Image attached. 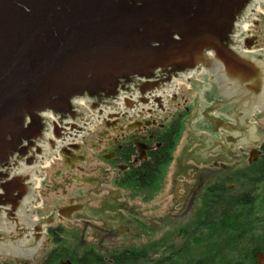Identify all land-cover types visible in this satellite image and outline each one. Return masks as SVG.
<instances>
[{
  "label": "water",
  "instance_id": "water-1",
  "mask_svg": "<svg viewBox=\"0 0 264 264\" xmlns=\"http://www.w3.org/2000/svg\"><path fill=\"white\" fill-rule=\"evenodd\" d=\"M251 6L264 20V0H0V229L22 223L49 153L177 81L217 92L205 116L242 135L245 97L264 92V55L241 48Z\"/></svg>",
  "mask_w": 264,
  "mask_h": 264
},
{
  "label": "flooded vegetation",
  "instance_id": "flooded-vegetation-1",
  "mask_svg": "<svg viewBox=\"0 0 264 264\" xmlns=\"http://www.w3.org/2000/svg\"><path fill=\"white\" fill-rule=\"evenodd\" d=\"M261 21V30L259 33L253 31L252 36L257 37L255 46L260 45L264 54V20ZM253 29L257 30L258 24ZM203 86L202 82L198 86L192 82V92L180 87L175 93L162 97L159 107H144L135 113L121 111L116 117H103L78 139L60 145L41 168L20 226L13 233L0 229V264H42L52 255L64 256L60 264H73V257L76 260L86 257V262L101 257L111 264L110 256L120 249L98 250L83 242L115 241L129 232L124 222V209L130 206H125L122 198L140 197L142 202L149 201V194L166 181V167L173 151L166 138L171 127L181 124L192 111L196 114L197 128L214 129L220 122L240 126L241 120L234 123L224 116H205V110L217 108L222 99L217 92H205ZM245 101L251 102L256 109L253 114L243 112L242 125H250L249 131L245 130L240 136L225 130L212 134L197 132L198 136L211 140L210 145L202 149L203 153L228 162L218 164L217 170L223 176L236 174V167L242 166L243 161L247 163L249 158L252 163L264 156V133L257 121L264 114V92H253ZM219 109L230 110L227 105ZM228 114L233 117V113ZM166 144L170 161L164 159L158 168H149L156 164L154 152ZM76 241H80L81 246H75L73 242Z\"/></svg>",
  "mask_w": 264,
  "mask_h": 264
},
{
  "label": "trees",
  "instance_id": "trees-1",
  "mask_svg": "<svg viewBox=\"0 0 264 264\" xmlns=\"http://www.w3.org/2000/svg\"><path fill=\"white\" fill-rule=\"evenodd\" d=\"M182 128L183 123L171 127L166 136L170 149ZM168 150L167 144L157 149L156 164L149 168H158L164 159L169 162ZM245 165L243 170L236 169V174L220 175L199 190L194 195L198 203L192 219L177 228L171 238L116 250L110 256L111 264H264V156ZM229 184L234 187L228 188ZM63 258L52 255L42 264H60ZM72 261L108 264L101 257L89 262L86 257H73Z\"/></svg>",
  "mask_w": 264,
  "mask_h": 264
},
{
  "label": "rangeland",
  "instance_id": "rangeland-1",
  "mask_svg": "<svg viewBox=\"0 0 264 264\" xmlns=\"http://www.w3.org/2000/svg\"><path fill=\"white\" fill-rule=\"evenodd\" d=\"M256 21L258 29H253L254 25L257 26L253 24L251 25L252 32L259 33L262 27L257 14ZM180 87L192 92V85L180 83ZM193 92H195L194 87ZM195 115L192 111L183 118V128L172 151V159L166 167V181L149 194V201L142 202L140 197L123 196V204L130 206L129 209H124V222L129 232H125L115 241L86 240L83 242L86 246H94L98 250H111L138 246L163 237L169 239L177 228L192 219L195 204L198 203V199L194 197L196 189L202 190L204 186L222 175V172L217 170L218 164H228L227 161L211 158L206 152H202V149L210 145L211 140L207 136H198V128L194 123ZM257 121L264 133V114L260 115ZM251 133L254 135V130ZM240 165L242 166H237L236 169L243 170L246 166L244 161ZM199 177L202 178L198 183ZM228 186L234 187L233 184ZM147 214L151 215L147 216ZM78 228L81 229V227ZM73 244L77 247L81 246L80 241L73 242Z\"/></svg>",
  "mask_w": 264,
  "mask_h": 264
},
{
  "label": "bare ground",
  "instance_id": "bare-ground-1",
  "mask_svg": "<svg viewBox=\"0 0 264 264\" xmlns=\"http://www.w3.org/2000/svg\"><path fill=\"white\" fill-rule=\"evenodd\" d=\"M249 13V16H250V21H251V25H253V24H255L257 21H256V11H255V9H254V7L253 6H251V8H250V11L248 12ZM118 114H116V115H112V116H106L107 118H112V117H116ZM91 128V127H90ZM87 131V130H86ZM85 131V132H86ZM85 132H83V133H85ZM82 133V134H83ZM81 134V135H82Z\"/></svg>",
  "mask_w": 264,
  "mask_h": 264
},
{
  "label": "crops",
  "instance_id": "crops-1",
  "mask_svg": "<svg viewBox=\"0 0 264 264\" xmlns=\"http://www.w3.org/2000/svg\"><path fill=\"white\" fill-rule=\"evenodd\" d=\"M194 85L198 86L196 83H194ZM187 88V87H186ZM187 89H190L189 87ZM196 92V91H195ZM255 108H254V112H255ZM204 131L205 133H215V132H220L222 131V126L221 125H217L214 129H210V128H198V131Z\"/></svg>",
  "mask_w": 264,
  "mask_h": 264
}]
</instances>
